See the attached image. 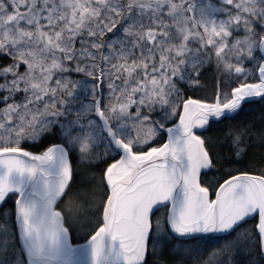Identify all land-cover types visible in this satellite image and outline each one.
<instances>
[{
	"label": "snow or ice",
	"instance_id": "1",
	"mask_svg": "<svg viewBox=\"0 0 264 264\" xmlns=\"http://www.w3.org/2000/svg\"><path fill=\"white\" fill-rule=\"evenodd\" d=\"M0 264H264V0H0Z\"/></svg>",
	"mask_w": 264,
	"mask_h": 264
},
{
	"label": "trees",
	"instance_id": "2",
	"mask_svg": "<svg viewBox=\"0 0 264 264\" xmlns=\"http://www.w3.org/2000/svg\"><path fill=\"white\" fill-rule=\"evenodd\" d=\"M73 243L74 244H76V243H83V240L82 239H79V238H77V237L74 236Z\"/></svg>",
	"mask_w": 264,
	"mask_h": 264
}]
</instances>
